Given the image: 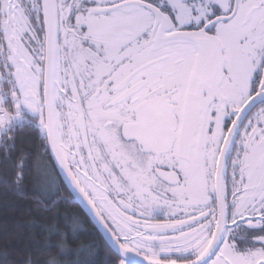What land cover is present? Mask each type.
I'll list each match as a JSON object with an SVG mask.
<instances>
[{"label":"snow or ice","instance_id":"snow-or-ice-1","mask_svg":"<svg viewBox=\"0 0 264 264\" xmlns=\"http://www.w3.org/2000/svg\"><path fill=\"white\" fill-rule=\"evenodd\" d=\"M0 191V264H264V0H0Z\"/></svg>","mask_w":264,"mask_h":264},{"label":"trees","instance_id":"trees-1","mask_svg":"<svg viewBox=\"0 0 264 264\" xmlns=\"http://www.w3.org/2000/svg\"><path fill=\"white\" fill-rule=\"evenodd\" d=\"M18 203L27 204V201H21L15 193L0 191V230H2L6 224L9 226L17 222L20 224H27L33 219H36L34 216H27L21 212L13 211ZM75 211L76 209L70 205L61 207L62 213H72Z\"/></svg>","mask_w":264,"mask_h":264},{"label":"flooded vegetation","instance_id":"flooded-vegetation-1","mask_svg":"<svg viewBox=\"0 0 264 264\" xmlns=\"http://www.w3.org/2000/svg\"><path fill=\"white\" fill-rule=\"evenodd\" d=\"M70 206H72V205H70Z\"/></svg>","mask_w":264,"mask_h":264}]
</instances>
